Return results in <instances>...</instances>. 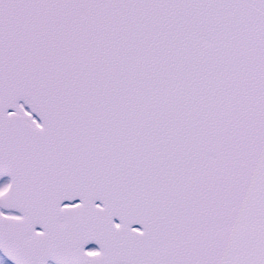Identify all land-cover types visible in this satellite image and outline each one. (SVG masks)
<instances>
[{"label": "snow or ice", "instance_id": "obj_1", "mask_svg": "<svg viewBox=\"0 0 264 264\" xmlns=\"http://www.w3.org/2000/svg\"><path fill=\"white\" fill-rule=\"evenodd\" d=\"M0 264H264V0H0Z\"/></svg>", "mask_w": 264, "mask_h": 264}]
</instances>
